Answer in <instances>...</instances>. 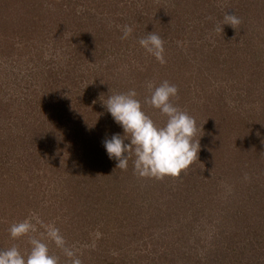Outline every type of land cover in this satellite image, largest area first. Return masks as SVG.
Segmentation results:
<instances>
[{
	"label": "rangeland",
	"instance_id": "obj_1",
	"mask_svg": "<svg viewBox=\"0 0 264 264\" xmlns=\"http://www.w3.org/2000/svg\"><path fill=\"white\" fill-rule=\"evenodd\" d=\"M165 80L197 160L163 179L115 168L103 140L123 129L102 101L134 89L162 126L144 98ZM33 213L82 264H264V0H0V249H30L8 228Z\"/></svg>",
	"mask_w": 264,
	"mask_h": 264
},
{
	"label": "clouds",
	"instance_id": "obj_2",
	"mask_svg": "<svg viewBox=\"0 0 264 264\" xmlns=\"http://www.w3.org/2000/svg\"><path fill=\"white\" fill-rule=\"evenodd\" d=\"M242 23L234 13L225 12L223 24L236 29ZM121 39H127L133 32L130 25L121 27ZM138 43L145 51L153 55L161 64L164 59V41L156 33L139 38ZM149 95L144 103L158 109L166 117L163 125H157L143 109L134 89L108 95L102 101L107 112L111 114L123 129V135L113 134L111 138L103 140V146L110 159L117 161L115 168L127 170L128 161L133 159L134 173L144 178L163 179L165 176L179 177L184 170L197 160L200 148L199 139H195L196 121L186 111L181 110L171 102L178 89L167 80L154 84L149 81L146 85ZM125 140L128 143H125ZM114 168V169H115ZM110 175V174H108ZM39 226V227H38ZM41 237H46L60 248L69 258L68 264H82L74 251L66 245V241L59 228L54 224L44 223L35 213L24 220L12 223L8 232L13 239L28 236L30 249L24 253L12 245L0 249V264H60L59 257L50 254L48 244L44 239L30 233H37L40 229ZM97 238L100 233L97 232Z\"/></svg>",
	"mask_w": 264,
	"mask_h": 264
}]
</instances>
